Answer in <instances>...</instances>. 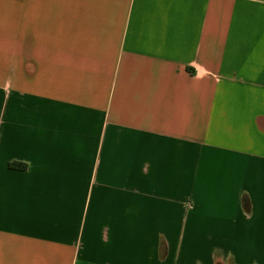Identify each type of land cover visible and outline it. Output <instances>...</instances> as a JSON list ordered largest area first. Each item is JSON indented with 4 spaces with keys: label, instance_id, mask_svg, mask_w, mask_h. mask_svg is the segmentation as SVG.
<instances>
[{
    "label": "crops",
    "instance_id": "crops-1",
    "mask_svg": "<svg viewBox=\"0 0 264 264\" xmlns=\"http://www.w3.org/2000/svg\"><path fill=\"white\" fill-rule=\"evenodd\" d=\"M0 264H264V0H0Z\"/></svg>",
    "mask_w": 264,
    "mask_h": 264
},
{
    "label": "trees",
    "instance_id": "trees-1",
    "mask_svg": "<svg viewBox=\"0 0 264 264\" xmlns=\"http://www.w3.org/2000/svg\"><path fill=\"white\" fill-rule=\"evenodd\" d=\"M9 166H10V167H13V168H17V169H22V168L25 167L23 164H21V163H16V162L10 163Z\"/></svg>",
    "mask_w": 264,
    "mask_h": 264
}]
</instances>
